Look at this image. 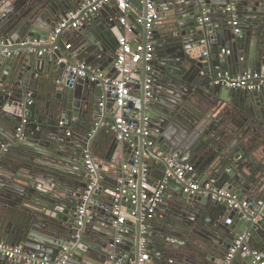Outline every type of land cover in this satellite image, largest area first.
Wrapping results in <instances>:
<instances>
[{"label":"water","instance_id":"obj_1","mask_svg":"<svg viewBox=\"0 0 264 264\" xmlns=\"http://www.w3.org/2000/svg\"><path fill=\"white\" fill-rule=\"evenodd\" d=\"M81 1L0 0V38L11 43L0 47V242L22 248L27 256H0V264H32L31 255L51 263L64 259L62 264L110 259L139 264L140 257L143 264H222L242 234L264 261V211L254 221L264 201V89L217 82L225 71L237 75L264 68V0H210V19L202 23L201 5L194 0H155L160 18L152 24L145 3L142 23L129 17L136 36L132 43H150L154 52L149 95L145 64L139 79L130 82L139 107L128 102L132 117L127 121L135 131L126 140L107 126L114 117L113 86L73 71L83 64L116 76L111 29L120 26L118 9L104 5L87 18L79 15L77 29L62 31L72 33V51L60 45L62 33L48 44L56 25ZM230 4L233 12L226 10ZM232 19L239 21L238 32ZM27 37L45 45L19 47ZM42 48L46 52L38 55ZM4 49L15 53L5 56ZM87 153L96 164L93 172L85 165ZM167 159L192 165L201 186L213 179L215 187L248 205L230 207L203 188L185 192L183 182L168 179L157 206L162 210L150 219L142 216L145 203L137 197L130 204L127 191L122 204L132 216L116 242L112 209L119 181L126 186L136 169L139 195L143 181L151 187L162 181ZM92 181L96 184L89 189ZM87 191L86 213L79 219ZM252 260L238 252L233 263Z\"/></svg>","mask_w":264,"mask_h":264},{"label":"built area","instance_id":"obj_2","mask_svg":"<svg viewBox=\"0 0 264 264\" xmlns=\"http://www.w3.org/2000/svg\"><path fill=\"white\" fill-rule=\"evenodd\" d=\"M139 3H145L146 7V21L148 24L158 20L160 18V12L158 10L157 3L155 0H137ZM195 2L201 5L202 17L198 19L199 23L208 22V8L206 3L210 0H194ZM113 4L115 8L119 11V25L122 28L113 26L111 29L115 42L117 45L116 58L114 63V71L116 73L115 77L105 76L101 72L88 68L83 64H79L78 68H73V71L77 74L78 77H86L89 75L90 80L95 81L96 79H101L105 85H111L114 88V101H113V120L108 122V129L116 136L118 140H126L130 133L134 130L133 125L127 121V118L132 117L131 112L128 109V102L133 101V108L136 109L139 107V99L131 93L130 82L138 80L140 77V68L141 64H145L146 76L144 80V89L146 90V95H149V88L151 87L153 77L152 65L150 64L153 60V46L150 43L142 44H133L132 36L133 34V24H131L129 17L132 12V2L131 0H82L79 5L73 10L69 11L65 18H63L55 27L54 32L49 38L48 44H54L57 36L62 33L64 30L77 29L81 21L77 20L78 16L82 14V18H87L90 15L97 13L102 6ZM226 10L233 12V5H228ZM75 19V21H73ZM136 23H142V15L135 18ZM233 30L235 32L239 31V21L237 19H232L230 22ZM42 41H39L37 38L27 37L18 43L19 47H26L27 45H39L42 44ZM44 44V43H43ZM45 45V44H44ZM11 43L7 39L0 38V47L10 48ZM70 44H66L65 48L69 49ZM46 52L45 48H42L37 51L38 55H43ZM49 52V51H48ZM2 53L5 56H11L15 52L12 50L4 49ZM221 53H229L227 49H221ZM206 55V52H204ZM217 82L222 83L226 87L231 88H240L246 90H261L264 89V68H261L259 71L247 70L241 72L237 75H231L227 71L219 73L217 77ZM24 121V120H23ZM103 124H98L101 126ZM20 128H18V131ZM138 131V129H136ZM161 154V152L159 153ZM168 168L165 170L162 181L155 187L149 186L144 181L141 184V191L137 195L138 185L133 178V175L136 174V169H133L130 173V176L127 179V185L125 186L123 181H119L118 186L116 187V197L115 204L112 209V213L115 216L113 221V228L115 231V241L119 242L124 232L122 225L125 221L131 217L126 212V207L122 204L124 195L129 191L130 198L129 203L135 204L140 198L141 202L145 203L144 209L145 212L142 214L144 219H150L154 216L156 208L162 197V190L165 186V183L168 179L184 183V191L190 193H196L201 188L204 189V194L210 193L212 199L226 203L230 207L238 208L240 206L246 207L248 202L241 198L240 196L231 193L230 191L218 188L214 186V180L208 179L202 186L198 180L189 178V175L193 173V166L190 164H180L174 162L172 159H167ZM85 165L89 172H93L96 169V164L93 160V157L90 153L86 154ZM189 174V175H188ZM96 184L95 181H92L89 185V189L94 187ZM90 192L83 196V203L78 208L79 219L82 215L86 213L85 203L88 201V196ZM259 209L256 213L254 221L260 219L262 212L264 211V201L258 203ZM254 213V212H253ZM147 232L146 228L141 226V234L144 235ZM248 235L242 234L235 241L234 244L230 247L228 253L226 254L222 264H234V256L238 252H244L246 254H251L253 257L252 264H264V261L260 258L259 254L256 251H251L247 245ZM145 243V238L141 237V246ZM66 250V248H64ZM0 256L6 257L8 259L14 260L19 259L20 257L26 258L22 250L16 247L9 246L5 243L0 242ZM32 264H52L47 257L42 259H36L31 255ZM144 263V258H139V264ZM61 264V262L55 263ZM108 264H112V260H109Z\"/></svg>","mask_w":264,"mask_h":264},{"label":"crops","instance_id":"obj_3","mask_svg":"<svg viewBox=\"0 0 264 264\" xmlns=\"http://www.w3.org/2000/svg\"><path fill=\"white\" fill-rule=\"evenodd\" d=\"M131 2H132V12L130 13V17H131V19H135L137 16H140V15H142V4L141 3H139L137 0H131ZM158 6V5H157ZM109 7H110V9L109 10H111V9H113V8H115V6L113 5V4H109ZM104 15H105V17H107L108 15H107V13H104ZM119 28H122L121 27V25L119 26ZM73 30H75V29H73ZM71 35H72V33L71 32H69V31H65V32H63L62 34H61V40L59 41L60 42V45L62 46V48L64 49V51L65 52H67V51H72V49H73V45H72V37H71ZM136 36H132V39L131 40H133L134 38H135ZM43 44V43H42ZM66 44H70V45H72L69 49H66L65 48V45ZM49 54V53H48ZM136 81V80H135ZM135 86H138V83H136L135 82ZM134 90V89H133ZM111 133V132H110ZM216 147V146H215ZM216 149V148H215ZM260 162V163H259ZM261 164H263V161L261 160V159H257V162H256V167L257 168H259L260 166H261ZM189 175V174H188ZM197 176H198V174L195 172V171H193V173L192 174H190V176H189V178H193V179H196L197 178ZM204 176H207V175H204ZM199 179V177L196 179V180H198ZM159 210H162V208L161 209H158V207L156 208V211H159ZM155 214H156V212H155ZM154 214V215H155ZM154 217V216H153ZM129 218H131V217H129ZM128 218V219H129ZM128 233H129V237H132V232L129 230L128 231ZM1 243H3V242H1ZM14 247H16V248H19V247H17V246H14ZM20 249V248H19ZM21 250H22V252H23V249L21 248ZM23 254H25L24 252H23ZM64 254L63 253H61V255L60 256H63ZM25 257H26V254H25ZM19 259H24V258H22V257H20ZM63 260L64 259H59V260H55V262H52V264H55V263H58V262H61V264L63 263ZM171 260H173V262L175 263V259L174 258H172Z\"/></svg>","mask_w":264,"mask_h":264}]
</instances>
